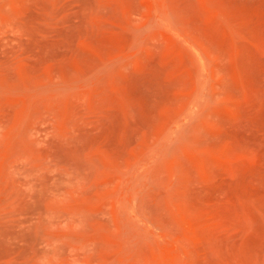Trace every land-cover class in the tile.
I'll return each instance as SVG.
<instances>
[{
    "label": "rangeland",
    "instance_id": "1",
    "mask_svg": "<svg viewBox=\"0 0 264 264\" xmlns=\"http://www.w3.org/2000/svg\"><path fill=\"white\" fill-rule=\"evenodd\" d=\"M0 264H264V0H0Z\"/></svg>",
    "mask_w": 264,
    "mask_h": 264
}]
</instances>
